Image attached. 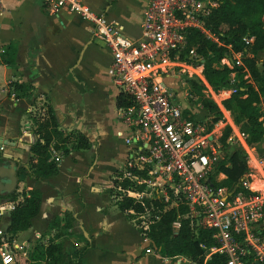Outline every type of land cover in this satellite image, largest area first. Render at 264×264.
Returning <instances> with one entry per match:
<instances>
[{
	"label": "crops",
	"instance_id": "crops-1",
	"mask_svg": "<svg viewBox=\"0 0 264 264\" xmlns=\"http://www.w3.org/2000/svg\"><path fill=\"white\" fill-rule=\"evenodd\" d=\"M43 1L0 0V198L17 193L18 203L34 189L43 195L41 212L32 228L18 233L16 239L45 246L38 237L54 239L57 230L52 227L53 218L69 212L76 219L74 228L57 243L70 255L87 248L81 264H193L185 256H161L152 242L144 243L137 219L119 210V196H113L111 190L114 180L124 179L127 163L137 150L126 142L133 130L123 123L117 106L123 92L108 75L112 53L94 37L91 24L67 11L51 15ZM82 1L120 25L128 38L140 37L150 0ZM8 48L15 51L10 65L2 60ZM12 83L23 85L27 94L17 96ZM42 100L52 106L59 131L68 137L62 148L56 142L51 145L60 158L58 174L51 179L31 175L35 162L30 149L37 137L29 116H35V107ZM77 135L84 136L90 148L79 149ZM55 145L60 148L56 150ZM219 176L224 178L219 180ZM11 178L15 180L14 191H2L1 185ZM225 178L218 174L215 179ZM103 180H111L112 186H104ZM249 186L259 195L260 191ZM8 217L1 219L4 229ZM147 246L156 253L147 254ZM16 264L34 263L28 257Z\"/></svg>",
	"mask_w": 264,
	"mask_h": 264
},
{
	"label": "built area",
	"instance_id": "built-area-1",
	"mask_svg": "<svg viewBox=\"0 0 264 264\" xmlns=\"http://www.w3.org/2000/svg\"><path fill=\"white\" fill-rule=\"evenodd\" d=\"M220 1L150 0L137 39L125 36L120 25L96 13L82 0H44L43 4L51 15L67 11L93 26L94 37L106 44L113 56L108 75L134 100L135 105L120 109L123 123L133 130L126 142L137 150L127 163L124 179L144 185L145 190H119L138 201L163 199L166 203L172 201V206L185 202L189 207L185 218L197 219L199 226L215 232L219 247L212 248L210 255L224 254L227 264H264V238L260 235L264 203L258 196L247 198L242 192L236 194L215 186L211 177L222 161L218 139L207 132L205 121L185 116L186 109L163 78L169 66L181 65L172 56L186 49L189 29L208 34L204 18ZM243 138L246 139L244 134ZM52 154L60 162L55 150ZM132 169L145 171L146 177L134 174ZM243 184L250 189L248 183ZM166 187L172 190L171 195ZM148 188L155 191L146 192ZM14 207V203L0 204V222ZM145 216L139 218V228L147 227ZM173 228L178 231L181 222L177 220ZM142 235L144 243L150 245L147 234ZM38 239L48 246V238ZM34 246L18 241L0 227L3 264H16L18 259L30 257ZM146 253L156 251L147 246Z\"/></svg>",
	"mask_w": 264,
	"mask_h": 264
},
{
	"label": "trees",
	"instance_id": "trees-1",
	"mask_svg": "<svg viewBox=\"0 0 264 264\" xmlns=\"http://www.w3.org/2000/svg\"><path fill=\"white\" fill-rule=\"evenodd\" d=\"M205 28L208 34L199 30L189 29L187 31V46L180 55H173L176 62L187 65L202 66L201 73L208 85L215 92L224 90H235L232 97L222 104L227 111L236 107L242 117V130L246 136L248 145L253 146L264 141V113L260 105L264 99V0H221L219 6L211 9L204 18ZM252 40V41H251ZM248 41H250L248 43ZM194 51V52H193ZM232 54H241V63L233 59L232 67L223 65L222 61ZM15 58L13 48H8L2 54L5 64H12ZM11 88L18 96L19 93L26 95L23 85L12 83ZM198 91L204 90V86L195 85ZM135 105L132 97L121 93L117 99L119 109ZM208 113L213 116V124L225 121L224 114L217 105L209 101L203 103ZM42 110L44 115L31 116L34 121V134L37 137L32 144L30 152L33 159L31 175L36 179H51L57 176L58 167L55 161L51 145L53 142L65 146L68 137L59 131V124L55 112L49 102L44 103ZM185 116L195 118L191 111L186 110ZM212 126H209L208 133ZM232 129L226 127L221 138V143L228 146V140ZM79 137V149L90 148L88 140L81 135ZM55 149H59L57 145ZM65 153L69 151L65 148ZM127 171V169H126ZM134 174L146 177L145 171L132 169ZM224 174L226 178L216 183L215 176ZM251 174L248 166L247 155L235 152L229 163L221 161L211 177L215 186L224 187L229 192H242L245 197H256L257 192L244 187L246 176ZM123 176V172L119 174ZM130 190L142 192L144 185H138L130 179L122 181L114 180V188L111 190L113 196H119L117 202L120 211L126 213L134 220L138 219L137 226L142 221L140 217L150 215L147 227L141 229L146 233L152 244L163 257L175 258L185 256L191 259L193 264H227L224 254H212L207 256L210 250L219 247L214 238L215 232L199 226L197 219L185 218L189 213V207L184 203L172 206L163 199L144 198L138 201L120 191ZM167 192L172 190L166 187ZM18 194L14 193L8 197L0 198V201L14 203V210L8 217L6 232L15 237L20 232L28 231L33 226V221L41 212L43 195L38 189L24 194L22 201L17 203ZM264 216V206H263ZM179 220L181 228L176 231L173 224ZM76 219L73 214L66 212L63 217L55 216L52 227L57 230L54 239L49 240L48 246L36 244L30 254V260L34 264H81L82 256L87 248L75 250L72 255L65 253L62 243L57 241L73 230ZM1 224V223H0ZM260 235L264 238V225L260 227ZM0 264H3L0 258Z\"/></svg>",
	"mask_w": 264,
	"mask_h": 264
},
{
	"label": "rangeland",
	"instance_id": "rangeland-1",
	"mask_svg": "<svg viewBox=\"0 0 264 264\" xmlns=\"http://www.w3.org/2000/svg\"><path fill=\"white\" fill-rule=\"evenodd\" d=\"M263 57L264 54L260 55L261 60L263 59ZM241 58V54H232L229 58L224 59L222 61V64L232 67L231 60L234 59L240 63ZM180 64L181 65H171L168 67L167 74L163 76L164 81L175 90L178 96V100H180L186 110L191 111L196 118L205 121L207 123V128L213 125L210 134H212L214 139H218V142L221 146L220 150L222 151V161L229 163V158L237 151L247 155L248 166L251 170V174L247 175V180L243 182L252 185L253 189H257V191H260L258 197L260 198V202L264 203V141L253 146L248 145L246 140L243 138L242 117L240 111L236 107H234L232 111H228V113L224 111L226 109L223 107L222 103L232 97L233 94H230V92L233 90L215 92L208 85V83L205 82L203 78L204 76L201 73L202 66H199L198 64L195 66L187 65L185 63ZM195 85H202L205 88L202 91H198L195 88ZM205 101L214 103L219 107V109L224 114V122L213 124V116L208 113L207 109L203 105ZM43 104V100L39 104H37V107H35L36 112L34 113L38 115H44V112L42 110ZM260 108L264 113V99L262 100ZM29 119L31 121L32 127L35 128V124L31 119V115L29 116ZM228 126L232 129V134L228 140V146H224L221 143V138L226 127ZM223 178L224 177L222 176L218 177L219 180ZM102 184L108 187L112 186L111 180H103ZM262 190L263 192H261ZM154 191L155 189L152 188H148L146 190V192L152 193ZM163 191L165 192V190ZM150 217V215H146L145 219L148 220L150 219ZM6 225L7 224H5L4 226ZM0 227L4 228L3 225H0ZM133 235L134 238L137 239V233L134 232Z\"/></svg>",
	"mask_w": 264,
	"mask_h": 264
},
{
	"label": "water",
	"instance_id": "water-1",
	"mask_svg": "<svg viewBox=\"0 0 264 264\" xmlns=\"http://www.w3.org/2000/svg\"><path fill=\"white\" fill-rule=\"evenodd\" d=\"M1 187H3L2 191H4V192L6 191L7 193H12L14 191V189H15V180L11 178L9 183H7L5 185L2 184ZM0 193H2V192L0 191Z\"/></svg>",
	"mask_w": 264,
	"mask_h": 264
}]
</instances>
